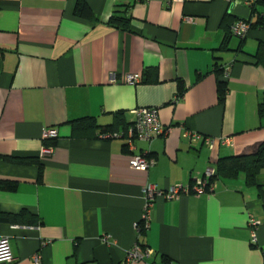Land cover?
I'll return each instance as SVG.
<instances>
[{
	"label": "crops",
	"instance_id": "crops-1",
	"mask_svg": "<svg viewBox=\"0 0 264 264\" xmlns=\"http://www.w3.org/2000/svg\"><path fill=\"white\" fill-rule=\"evenodd\" d=\"M241 1L85 0L76 12L77 0H0V180L17 182L0 189V211L41 220L0 221L8 264H34L35 253L40 264H124L136 242L152 250V264H264V165L254 183L238 168L220 174L211 193L158 196L148 229L135 228L146 183L191 184L219 159L264 143V65L250 60L264 42V0L254 9ZM116 10L124 26L109 22ZM239 20L260 24L240 40L227 33ZM215 65L228 70L222 101ZM134 73L139 83L123 81ZM144 106L158 108L167 134L134 140L133 150L121 138H97L118 117L129 126ZM84 118L95 133L76 127ZM49 128L57 136L42 156ZM185 129L213 145L184 138ZM141 153L154 160L145 171L129 165ZM251 219L260 222L256 244Z\"/></svg>",
	"mask_w": 264,
	"mask_h": 264
},
{
	"label": "built area",
	"instance_id": "built-area-1",
	"mask_svg": "<svg viewBox=\"0 0 264 264\" xmlns=\"http://www.w3.org/2000/svg\"><path fill=\"white\" fill-rule=\"evenodd\" d=\"M180 1V0H177ZM226 2H231L232 0H224ZM243 5L252 8L256 3V0H242ZM185 21L192 22L191 17H186ZM251 22L249 20H239L236 21L230 27V32L233 36L240 40L245 39L250 30ZM224 77L228 75V70L223 68ZM141 80L140 74H127L123 78V81L128 84H137ZM135 120L122 131H102L98 130L96 136L98 139H111V138H121L125 141L126 146L129 150H133L134 140H144L151 142V140L160 135L167 134L170 127H166L159 120L158 108L153 106L138 107L134 111ZM183 137L189 140H203L210 147L214 143V138L203 136L198 132H193L190 130L183 131ZM57 136V130L49 128L44 129L41 134V139L43 145L40 150L42 156L49 155L52 152V145L47 144L48 140L54 139ZM220 144L231 146L230 137H220L218 138ZM154 160L146 156V153H141L139 155H132L129 160V165L135 170L145 171L153 164ZM214 175V168L206 171V173L199 179L188 185H174L166 189H160L156 184L146 183L143 188L144 195V208L140 220L135 224V228L138 234L145 231L149 227L150 222V212L152 204L156 197L161 196L166 200L176 199L182 194H194L203 195L211 193L215 188V182L211 181L210 178ZM260 222L258 220L251 219L249 222L250 236L252 244L257 243L256 230ZM104 240H106L104 238ZM152 250L148 247H143L139 242H136L131 249H129L123 259L124 264H132L137 261H144L146 264H152L146 262L152 256ZM40 256L35 253L32 256L34 264H40ZM14 260L10 244L7 237H0V263L8 264Z\"/></svg>",
	"mask_w": 264,
	"mask_h": 264
},
{
	"label": "trees",
	"instance_id": "trees-1",
	"mask_svg": "<svg viewBox=\"0 0 264 264\" xmlns=\"http://www.w3.org/2000/svg\"><path fill=\"white\" fill-rule=\"evenodd\" d=\"M85 0H77V6L75 11L76 12H83L85 9ZM251 9H254L252 7ZM126 18L122 16L120 13V10H116L114 14L111 15L109 22L113 25H117V23H120L122 26L125 25ZM258 23V22H257ZM251 23L250 30L255 28L260 23ZM229 35H231L230 32V26L228 27ZM252 57V58H251ZM250 60L252 62L264 65V42H261L258 46V49L255 54L250 55ZM215 72L218 74V95L219 99L222 101L224 98L225 93L227 92V82L223 78V68L217 65L214 66ZM258 112L260 116L264 117V96H262V99L260 103L258 104ZM83 126L86 130L94 131L97 129V127L93 124L92 119L90 118H84L80 120V123L76 124L77 126ZM114 125V124H113ZM110 127H104L101 129L102 131H115L116 127L119 125H124L125 128L128 127L127 123H123V120L119 117L116 120V123L114 126ZM55 139V138H54ZM54 139L48 140L46 143L49 145H54ZM264 165V143L260 144V146L257 148L256 152H254L251 155H246L242 157H226L221 158L218 160L216 165L214 166V175L210 178L211 181H215L220 174H225L226 176H232L236 173L238 168H244L246 170L247 178L249 183H254L255 176L257 174V171L259 168ZM17 187L16 181H10V180H0V189L1 190H14ZM0 221L10 223L12 225L15 224H21V225H39L41 224L40 218L29 211L21 210L18 213H2L0 211ZM142 231L141 233H143ZM166 263V262H165Z\"/></svg>",
	"mask_w": 264,
	"mask_h": 264
}]
</instances>
